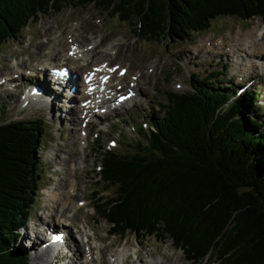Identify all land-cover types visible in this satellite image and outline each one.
Instances as JSON below:
<instances>
[{"label": "trees", "instance_id": "obj_1", "mask_svg": "<svg viewBox=\"0 0 264 264\" xmlns=\"http://www.w3.org/2000/svg\"><path fill=\"white\" fill-rule=\"evenodd\" d=\"M88 5L155 42L205 32L217 18L264 19V0H0V47L38 17ZM206 85L164 93L148 117L152 130L137 129L147 147L99 153L107 186L91 189L93 210L120 236L169 239L193 264H264V113L254 108L260 94L229 102L230 89ZM41 136L38 119L0 121V264H29L13 243L34 203ZM108 188L110 197L101 196Z\"/></svg>", "mask_w": 264, "mask_h": 264}, {"label": "rangeland", "instance_id": "obj_2", "mask_svg": "<svg viewBox=\"0 0 264 264\" xmlns=\"http://www.w3.org/2000/svg\"><path fill=\"white\" fill-rule=\"evenodd\" d=\"M106 12L103 9L95 10L88 5L83 8L64 9L59 14L41 16L30 23L20 37L8 40L0 47V78L11 76L16 71L22 72L36 65L40 66L46 51L53 49L59 41L63 44V51L67 49L70 41L76 42L81 49L94 45L95 52L90 56L91 59H97L93 63L102 61L107 62L109 66L118 64L128 71L126 77L138 75L137 87H134L136 91L138 89L135 98L126 101L117 111L101 115L98 123H90L86 145H83L85 139H77L76 129L74 130L72 122H69V117L64 112L65 107L58 101H52V104L41 107L39 111L38 105L21 111L19 96L22 89L7 93L3 91V86H0V121L6 123L40 119L43 131L41 146L37 152L40 177L36 183L37 190L34 191V203L23 228L26 237L22 239V243L13 245L21 247V253L25 254L30 264H43L38 260L40 255L27 253V237L33 233L41 237L44 229H60V226L68 221L70 240L68 239L66 250H71V261L65 259L58 264H81L80 258L85 256L86 249L90 246L91 253L94 251V259L100 249L106 264H119V260L124 261V264H191L185 261L179 250L171 246L169 240H140L129 233L121 239L118 235L107 234L108 226L97 221L98 214L94 216L91 211V189L101 190L103 186H107L99 179L96 167L100 166V154L106 151L104 145L108 139L116 141V147L110 152L118 155L132 154L137 145L147 147L148 137H139L138 127L141 123H146V127L140 126L146 132L150 128L148 122L152 123L148 117L150 113L155 114L156 105L162 103L164 93L189 91V82L194 86L203 84L209 87L206 83H211L213 88L226 87L230 89L227 93L232 96L236 85L252 80L248 91L260 94L254 108L257 114L264 113V51L249 58L246 55L251 53L243 47L249 41L247 34L252 33L253 41L257 40V36L262 38L255 42L256 47L264 48V19L239 21L230 17L217 18L210 23L206 32L193 33L184 40L155 42L135 36L132 23H120L115 16ZM65 51L63 55H66ZM53 54L50 55L53 56L51 59L54 58L52 64L56 65V60L61 61V57H54L56 53ZM106 58L107 61L102 60ZM217 73L219 75H216ZM239 79L242 82H238ZM40 80L41 73L35 71L33 76H24L17 82L22 87ZM121 80L124 84L128 81ZM66 91L67 88L62 90V97L66 96ZM236 98L231 97L230 100ZM68 105H75V102ZM58 114L61 115L60 122ZM70 114L71 119L78 116L77 110L71 111ZM261 120H264V116ZM97 128L105 129L96 137L100 150L97 149L96 142L92 141L93 132ZM69 183L75 184L76 190H73L71 196H68L69 201H66L65 194ZM46 188H54L57 205L47 197L48 191L44 196ZM105 190L103 195L108 194L110 197L112 189ZM60 199L61 203L68 202L64 208H60ZM79 201L83 202L82 206L76 205ZM62 210L63 217L59 218L56 215L61 214ZM72 247H77V252ZM94 248L96 250H93ZM108 254H111L110 257L114 261H109ZM52 261L48 259L45 263L55 264Z\"/></svg>", "mask_w": 264, "mask_h": 264}, {"label": "bare ground", "instance_id": "obj_3", "mask_svg": "<svg viewBox=\"0 0 264 264\" xmlns=\"http://www.w3.org/2000/svg\"><path fill=\"white\" fill-rule=\"evenodd\" d=\"M74 27V26H73ZM75 35V34H74ZM248 35V39H249V41L243 46V47H246L247 48V51H249L251 54L250 55H246L247 57H249V58H251V57H254V54L255 53H260V52H262V51H264V48H257L256 47V45H257V43L255 44V42H257V41H259L260 39H262V38H260L259 36H257L256 37V39L257 40H254L253 41V39H254V36L252 35V33H249V34H247ZM73 36V35H72ZM74 37H76V36H74ZM262 37V36H261ZM77 38V37H76ZM247 39V38H246ZM241 41V40H240ZM244 41V40H243ZM246 41V40H245ZM76 43V42H75ZM72 44V43H71ZM97 44V43H96ZM218 45H219V43H218ZM62 46H63V44L59 41L58 42V44H55L54 45V47H52L53 49H49V51H47V54H46V56H43V63H41L40 64V67H43V68H48V67H50V66H58V65H66V66H68V68L70 69V71H71V73H73V74H76V76H75V79L73 80V84L74 85H76V86H79V79H78V74L79 73H81L82 71H86V70H88V68L89 67H91V66H94V65H96V64H98V63H93L94 61H96L95 59H97V57L96 58H94V59H91V57L92 56H90V54L93 52H95L94 50H95V47H94V45H93V48L90 50V52H87L86 50L85 51H83L79 46L77 47L76 46V49H77V53H81V58L79 59V60H77L76 62H74L73 60H71V59H68L65 55H63V53H64V51H63V48H62ZM98 46V45H97ZM64 47H65V45H64ZM67 49H69V46L67 45V47H66ZM66 49V50H67ZM68 51V50H67ZM102 51V50H101ZM110 51H111V49H110ZM84 52H87V53H84ZM53 53H56L55 54V56L54 57H61L60 59H61V61H58V60H56V65H53L52 63H53V59H51V57H53V56H50V55H52ZM97 53V52H96ZM99 54H101V53H99ZM102 54H103V52H102ZM54 55V54H53ZM97 55V54H96ZM97 56H100V55H97ZM103 55H101L100 57H102ZM105 56L107 57L108 55H106L105 54ZM256 56H258V54L256 55ZM115 57V56H114ZM108 58L109 59H111L110 58V56H108ZM46 59V61H44ZM99 59V58H98ZM103 61H107L108 59L106 58V59H102ZM111 61V60H110ZM100 62H102V61H100ZM99 62V63H100ZM80 63V64H79ZM250 66L252 67V64H250ZM16 67V66H15ZM107 67H109V65L107 66ZM130 69V68H129ZM25 70V69H24ZM26 70H28V69H26ZM17 72V71H16ZM15 72V73H16ZM30 72L32 73V72H34V70H30ZM128 72V71H127ZM127 72H125L124 73V76L127 74ZM78 73V74H77ZM129 77L130 76H128V79H129ZM126 80V79H125ZM127 81V80H126ZM125 81V82H126ZM136 87H137V84H136ZM136 89V88H135ZM137 91H138V89H137ZM64 98H66V97H64ZM75 98H76V100L78 99V97L77 96H75ZM55 99H56V97H54V101H55ZM53 102H51V104H52ZM50 107H52V105H50ZM123 107V106H122ZM98 108H100V106H98ZM74 110H77V113H79V111H80V109H79V107H78V105H77V103L75 104V105H72V106H69L66 110H64V112L68 115V117H69V122L71 123L72 122V125H73V127H74V130L75 129H77V126H78V121H77V115H76V117H74V118H72L71 119V111H74ZM117 111V110H116ZM60 113V112H59ZM53 114V113H52ZM115 114V113H114ZM64 115V114H63ZM105 116V115H104ZM60 117H61V115L60 114H58V120H59V122H60ZM63 117V116H62ZM102 118V117H101ZM100 118V116H92L91 118H90V121H91V119H95V120H100L101 119ZM80 141V140H79ZM81 141H84V139H81ZM68 171H69V169H68ZM68 171H65V172H68ZM70 171H72V169L70 170ZM67 174V173H66ZM75 186V184H72V183H69V185H68V187H67V191H66V194H65V198H66V201H69V198H68V196H71V193L73 192V190H76V186ZM75 188V189H74ZM49 188H46L45 190H44V196H45V192L47 193V191H48V193H47V197L49 198V200L50 201H52V203H54V204H58V201L56 200V193H55V191H54V188H51V190H48ZM61 193V192H60ZM64 197V196H63ZM58 199V198H57ZM66 201H64V202H62L61 203V199H60V208H64L65 207V204L66 203H68V202H66ZM63 211L64 210H62V213L61 214H57L56 216H58L59 218H61V217H63L62 216V214H63ZM55 215V214H54ZM53 215V216H54ZM56 216H54V217H56ZM53 218V217H52ZM52 222V221H51ZM46 223L47 222H45L44 224L46 225ZM69 224L70 223H68V221H65V223H63L61 226H60V229L62 230H64V231H66L67 232V236L68 237H70V229H68V226H69ZM83 232V231H82ZM84 233V232H83ZM26 234H24L23 235V238H25L26 236H25ZM37 234H35V236H36ZM38 237L36 236L35 238H34V241H36V239H37ZM76 242V241H75ZM96 245V244H95ZM85 246H87V245H85ZM99 246V245H98ZM82 247H83V245H82ZM90 249V250H89ZM91 249H92V246H90V247H87V249H86V254H85V256L84 257H81L80 258V263L81 264H96V263H99L100 262V264H106L105 262H104V260H103V258L101 257V250L100 249H98V256L97 257H95V259L93 260V256H92V254L93 253H91ZM93 250H96V248H94ZM48 250L46 249L45 251H44V253H46ZM77 252V251H76ZM103 255V254H102ZM98 258H99V260H98ZM38 260L39 261H41L43 264L46 262L43 258H42V256L40 255V257L38 258ZM38 263V262H37ZM36 264V263H35ZM149 264H153V263H149Z\"/></svg>", "mask_w": 264, "mask_h": 264}]
</instances>
